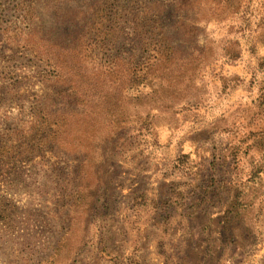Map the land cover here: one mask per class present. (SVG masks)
<instances>
[{
	"label": "rangeland",
	"instance_id": "obj_1",
	"mask_svg": "<svg viewBox=\"0 0 264 264\" xmlns=\"http://www.w3.org/2000/svg\"><path fill=\"white\" fill-rule=\"evenodd\" d=\"M19 1L129 119L30 136L35 108L80 109L50 49L0 33V264H264V0Z\"/></svg>",
	"mask_w": 264,
	"mask_h": 264
},
{
	"label": "trees",
	"instance_id": "obj_2",
	"mask_svg": "<svg viewBox=\"0 0 264 264\" xmlns=\"http://www.w3.org/2000/svg\"><path fill=\"white\" fill-rule=\"evenodd\" d=\"M0 2V18L3 19L7 17L8 12H12V17H14L13 26H0V33L2 36L10 33L14 34L21 41L28 40L33 47L38 46V49H50L47 54V62L53 67L54 79L62 83L65 87L63 92L68 100L80 110L76 111H61L55 110L53 112H47L43 108H35L33 112L32 120H30L25 128V132L28 133L33 138L40 137V141L43 144L49 143H62L63 136H65V142L68 140L72 134H77L85 128H89L92 122L98 125H102V120L99 117L109 116V123L112 126H122L128 122V117L125 116V109L119 105V102H109V86L103 93L99 91L100 79L98 74L92 71V75L85 73L84 69V51L81 50V46L78 43L73 42L69 46H62L60 44L48 43L44 38L40 37L33 41V36H41V33H37L35 30L27 28H21L20 26L24 23L28 17L33 18V12H35V7L26 8L23 1L16 2L13 7H6ZM31 30V31H30ZM19 35V36H18ZM109 35V32H108ZM165 40V39H164ZM19 43V42H17ZM48 46H47V45ZM159 58L156 64H160L164 70H170L173 63V58L176 56L174 53L173 45L169 43L159 44ZM36 53V52H35ZM38 55V54H36ZM237 55V54H236ZM235 54H231L232 58H237ZM39 56V55H38ZM184 62L183 60H181ZM51 62V63H50ZM175 62V61H174ZM155 63V62H154ZM153 63V64H154ZM177 63H180L177 61ZM196 63V64H195ZM199 60H194L191 64L197 65ZM154 64V65H156ZM109 73V66L106 70ZM165 76H158L160 80H166L165 84L168 89H173L172 84L173 76L168 71ZM167 80L169 83H167ZM87 83V90L84 91L83 83ZM113 88L116 85L112 86ZM99 92V95L97 94ZM154 110V108H153ZM89 120H92L89 121ZM71 146V144H70Z\"/></svg>",
	"mask_w": 264,
	"mask_h": 264
}]
</instances>
